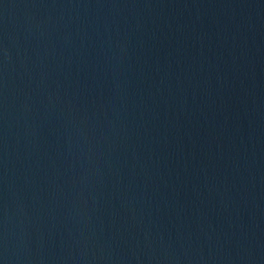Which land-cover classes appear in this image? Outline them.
Returning <instances> with one entry per match:
<instances>
[{
	"label": "water",
	"instance_id": "95a60500",
	"mask_svg": "<svg viewBox=\"0 0 264 264\" xmlns=\"http://www.w3.org/2000/svg\"><path fill=\"white\" fill-rule=\"evenodd\" d=\"M0 264H264V0H0Z\"/></svg>",
	"mask_w": 264,
	"mask_h": 264
}]
</instances>
